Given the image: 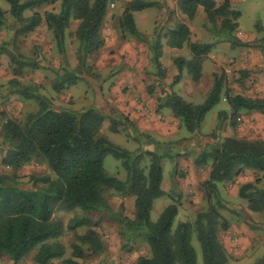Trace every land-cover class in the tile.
Wrapping results in <instances>:
<instances>
[{
  "label": "rangeland",
  "instance_id": "1",
  "mask_svg": "<svg viewBox=\"0 0 264 264\" xmlns=\"http://www.w3.org/2000/svg\"><path fill=\"white\" fill-rule=\"evenodd\" d=\"M129 1H110L100 29L104 48L87 58L86 65L90 68L88 73L83 74L74 85H65L60 92H55L53 86L57 76L77 64L78 41L74 33L79 22L71 20L65 31L63 58L44 21L33 32L16 36L17 26L9 14V6L0 0V7L5 12V23L0 26V175L12 177L23 191L41 187L44 180L54 178L47 166L38 160L18 171L1 164L6 148L1 134L2 125L7 120L22 124L27 115L38 110L37 96L47 98L58 110L82 111L93 107L105 119L101 135L123 149L143 154L142 168L146 169L149 165V159L144 154L146 151L162 155L161 190L165 195L154 201L151 221L155 222L166 206L179 202L174 226L178 222L193 223L197 213L215 203L214 198L210 201L207 199L204 186L210 161L197 166L195 160L198 155L220 144L226 137L264 142V116L259 112L242 111L233 127L230 108L225 100V91L230 95L264 99V0H230L232 9L240 12L238 29L234 35L243 44L233 46L210 31L202 8L189 21L180 13L175 0H144L154 2V5L134 13L136 28L145 38V41L139 40L123 33L119 27L120 16ZM60 2L47 0L40 6L27 9L24 16L58 13ZM215 2L221 4L223 0ZM179 21L188 26L192 42L215 43L209 55L203 59L202 76L198 82H193L183 70L180 81L172 83L177 73L174 59H191L187 48L176 50L163 47L160 58L164 68L162 79H159L151 62L150 47L155 38L154 31L164 44L168 30ZM258 24L260 29L256 27ZM26 60L32 62L31 65H22V61ZM137 63L139 67H136ZM215 73L224 75V89L219 104L208 112L198 133L187 132L168 109L162 107L157 111V99L163 98L169 90L187 103H203L213 85ZM132 74L141 80L137 86L142 85V89L140 86H134L133 89L135 94L144 99L141 102L150 112L145 120H132L128 109L120 107L130 90L121 81ZM120 75L125 77L118 83L115 78ZM113 87H117L116 91H113ZM220 111L227 113V119L217 130ZM124 117L134 127L127 124ZM112 125L117 133L111 131ZM104 168L109 176L120 180L125 178L120 162L111 156L105 157ZM247 183L264 189V173L245 170L241 175L217 185L219 197L223 201L220 213L228 223V230L219 233L228 256L227 264H255L264 253V210L250 212L246 200L238 195L240 187ZM105 198L113 215L105 212L86 215L79 210L54 214L53 219L62 221L66 227L63 236L57 240L65 248L62 259H73L82 264H136L139 257L150 256L144 241L126 238L127 232L118 220L119 216L133 219L135 198L111 191L107 192ZM75 217H86L89 225L69 230L67 226ZM89 231L100 240V250L78 240V237ZM73 245L82 249L83 259L73 256ZM192 245L196 251L197 264H202L200 247L194 235ZM35 252L36 249L17 264H36ZM60 261L55 260L53 264ZM0 264L13 263L6 254L1 253Z\"/></svg>",
  "mask_w": 264,
  "mask_h": 264
},
{
  "label": "trees",
  "instance_id": "2",
  "mask_svg": "<svg viewBox=\"0 0 264 264\" xmlns=\"http://www.w3.org/2000/svg\"><path fill=\"white\" fill-rule=\"evenodd\" d=\"M4 1L17 26L16 36L33 32L44 21L63 58L65 31L71 20L79 22L74 33L78 41L77 64L57 76L53 86L55 92H60L65 85H74L83 74L90 71L86 60L104 48L100 29L111 0H61L58 13L46 12L43 16L34 13L29 17L24 16L27 9L40 6L47 0ZM175 2L180 13L189 21L202 8L208 28L216 37L232 46L243 45L234 35L238 29L240 12L232 9L230 0H223L221 4L215 0ZM153 5L154 2L144 0L127 2L119 20L121 31L145 41L136 28L134 13ZM4 23L5 12L0 7V26ZM256 27L260 29L259 24ZM153 37L151 62L159 79L164 78V68L160 62L164 46L176 50L187 48L191 55L188 61L180 57L174 59L177 73L173 77V84L180 81L183 70L193 82L201 79L203 59L211 52L214 42H192L188 26L181 21L168 30L164 44L155 31ZM26 61H22V65H31L32 62ZM224 80L222 73H215L210 91L203 103L197 105L187 103L169 90L163 98L157 99V111L162 107L168 109L187 132L198 133L208 112L220 102ZM36 98L38 110L27 115L22 124L7 120L2 125L1 134L6 148L1 164L18 171L38 160L47 166L54 178L44 180L41 187L23 191L12 177L0 175V254H6L13 264H17L36 249V264H53L55 260H61L58 264H82L73 259H62L65 248L57 240L63 236L66 227L62 221L54 220L53 216L56 212L74 210L86 215L101 212L113 215L105 198L107 192L111 191L135 198L133 219L119 216L118 220L127 232V239L144 241L149 248L150 256L139 257L136 264H197L196 251L192 245L193 235L200 247L202 264L228 263L227 253L219 239V233L228 230V223L220 213L223 201L219 197L217 185L241 175L245 170L264 173V142L226 137L220 144L200 153L195 164L203 166L210 161L204 186L207 199L210 201L214 198L215 203L197 213L193 223L178 222L174 226L179 202L166 206L157 220L152 222L150 213L153 203L165 195L161 190L162 155L146 151L144 154L149 159V165L146 169L142 168L143 154L123 149L101 135L105 119L97 109L58 110L47 98ZM225 100L230 108L233 127L242 111L259 112L264 116V99L230 95L225 91ZM226 119L225 111L218 112L217 130ZM123 120L134 127L127 118ZM111 131L117 133L114 125ZM106 156L120 162L125 171L123 180L106 173ZM238 195L246 200L250 212L264 210V189L247 183L240 187ZM88 221L86 217H75L67 227L74 231L88 226ZM78 240L96 250L101 248L100 240L91 231L78 237ZM72 254L76 258H84L78 245L72 246ZM255 264H264V253Z\"/></svg>",
  "mask_w": 264,
  "mask_h": 264
},
{
  "label": "crops",
  "instance_id": "3",
  "mask_svg": "<svg viewBox=\"0 0 264 264\" xmlns=\"http://www.w3.org/2000/svg\"><path fill=\"white\" fill-rule=\"evenodd\" d=\"M141 48H142V45H141ZM138 65L139 64L137 63L136 67H139ZM126 76H127V73H126ZM123 77H125V75ZM123 77L122 75H120V76H117L115 79H117V82L119 83V80H121ZM123 81L130 90L127 92L126 98H124L125 100H122L124 102L122 105H120V107H122L124 110L128 109V112L131 114L132 120L134 121L147 119L150 112L147 110L144 102H141V99L143 98L142 97L140 98L138 94H135L134 89H133V87L137 86L139 82L141 83V80L139 79V77L135 78V74H132L131 76L124 78L121 82ZM138 86H140L139 88L142 89V85H138ZM116 88L117 87H113V91H116ZM146 96L147 95H145V97Z\"/></svg>",
  "mask_w": 264,
  "mask_h": 264
}]
</instances>
